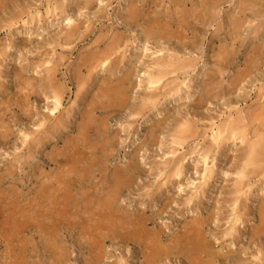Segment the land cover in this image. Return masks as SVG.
<instances>
[{"label":"rangeland","instance_id":"rangeland-1","mask_svg":"<svg viewBox=\"0 0 264 264\" xmlns=\"http://www.w3.org/2000/svg\"><path fill=\"white\" fill-rule=\"evenodd\" d=\"M194 1L0 0V264H192L169 247L191 225L215 264H264V0L147 39L156 16L194 22Z\"/></svg>","mask_w":264,"mask_h":264},{"label":"bare ground","instance_id":"bare-ground-1","mask_svg":"<svg viewBox=\"0 0 264 264\" xmlns=\"http://www.w3.org/2000/svg\"><path fill=\"white\" fill-rule=\"evenodd\" d=\"M194 1V0H193ZM195 2V1H194ZM223 0H206L204 3L201 4V10H199V14H195L190 16V18L194 21V22H191L190 20H187V18H189L188 16H180L179 19L176 15H172L170 14L169 18L167 19L166 17H162V16H156L155 18H152L150 20H148L147 22H144V29H143V33L145 34V36L147 37V39H155V40H161L163 38H166L167 40H176L178 43L182 41V35H181V30H184L185 28H189L191 26H198V25H201V24H204L205 21L207 20V17L210 16V10L213 6H215L216 4H222ZM200 3V2H199ZM245 4V3H244ZM187 5V4H186ZM199 5V4H198ZM248 5V3H247ZM137 6V5H136ZM177 7V11L179 10V6L176 5ZM251 6V5H249ZM134 7V6H132ZM239 7V6H238ZM141 8V7H139ZM131 9V8H130ZM251 9V8H250ZM156 10V9H155ZM190 10V9H189ZM154 11V10H153ZM186 11V10H185ZM195 11H198V9H195ZM241 11V10H240ZM150 13V12H149ZM172 13V12H171ZM160 15V14H159ZM129 18L130 19H133L134 21H136L137 23V19H138V15H137V12H134V11H130L129 14H128ZM128 23V22H127ZM136 25V24H135ZM140 26V25H139ZM221 26V25H220ZM233 28L236 29V27L234 26ZM241 28V27H240ZM221 29V28H220ZM68 30V29H67ZM239 30V29H238ZM234 32V31H233ZM68 33V32H67ZM69 33L71 34V32L69 31ZM77 33V32H76ZM70 36V35H69ZM234 37V36H233ZM72 39V35H71V38L67 40H71ZM195 43V42H194ZM226 47V46H225ZM114 48V46H113ZM191 48V47H190ZM111 49V48H110ZM193 49V48H191ZM196 49V48H195ZM105 50V49H104ZM107 51H109V49H106ZM115 51V50H114ZM119 51V50H118ZM111 52V51H110ZM113 52V51H112ZM108 53V52H107ZM112 54V53H111ZM93 55V54H92ZM98 55V54H96ZM106 53L104 55H102L103 57H106L105 56ZM114 55V54H113ZM116 55V53H115ZM228 55V54H227ZM90 56V55H89ZM94 56V55H93ZM109 56V55H108ZM111 56V55H110ZM112 57V56H111ZM111 57H107V58H111ZM89 59V57H88ZM94 59V58H93ZM101 59V58H100ZM92 60V59H91ZM98 60V59H97ZM161 60V59H160ZM88 61V60H87ZM105 61V60H104ZM104 61L101 62V65L104 63ZM99 63V62H98ZM191 63V62H190ZM87 64V63H86ZM93 64V63H92ZM157 64V63H156ZM161 64V63H160ZM182 64V63H180ZM188 64V63H187ZM220 64V63H219ZM111 65V64H110ZM162 65V64H161ZM168 65V64H167ZM175 65V64H174ZM85 66V65H84ZM171 66V65H170ZM88 67V66H87ZM85 68L86 70L88 68ZM91 67V66H90ZM169 67V65L167 66ZM166 67V68H167ZM220 67V66H219ZM51 68V67H50ZM56 68V66H55ZM83 68V69H84ZM160 68V67H159ZM93 69V67H92ZM161 69V68H160ZM165 69V68H164ZM218 69V68H217ZM253 69V68H252ZM47 70V69H46ZM51 70V69H49ZM53 70V69H52ZM91 70V69H89ZM163 70V69H162ZM58 72V70H56ZM84 71V70H83ZM53 72V71H52ZM88 72V71H86ZM91 72V71H89ZM174 72V71H173ZM47 73V72H46ZM81 74V72H79ZM79 73H76L77 75ZM170 73V72H169ZM54 74V73H53ZM88 74V73H87ZM161 74V72L159 73ZM171 74V73H170ZM221 74V73H220ZM46 76V75H45ZM57 76V75H56ZM91 77V76H89ZM47 78V77H46ZM55 76L53 77L52 80L56 81V78ZM51 80V78H49ZM128 77H125L122 81H121V85H125V82L127 81ZM240 79V78H239ZM162 80V76L160 75H153V74H150V79H149V85L150 87L152 86H156L158 85ZM29 81V80H28ZM32 82V81H31ZM59 82V81H58ZM238 82V81H237ZM53 83V82H52ZM109 83V82H108ZM232 83V82H231ZM58 84H61V83H58ZM82 84V83H81ZM112 84V82H111ZM54 85V84H53ZM57 85V83H56ZM85 85V84H84ZM113 85V84H112ZM117 85V84H116ZM28 86V85H27ZM61 86V85H60ZM124 87L125 86H121V89L119 90L120 91V94L124 97H119L118 98V102L119 103H122V104H125L126 102V91L124 90ZM58 87H56V89H58ZM85 88V87H84ZM65 89V87L63 88ZM62 87H61V91L63 90ZM83 89V88H82ZM151 89V88H150ZM122 90V91H121ZM180 90V89H179ZM64 91V90H63ZM117 91V92H119ZM57 92H59L57 90ZM57 92H54V100H55V108H53L52 110L49 109V111H52V112H55V110H58L59 109V106H61L62 104V99H63V96L65 94L62 93L63 96H61V93H57ZM52 93V92H51ZM80 93V92H79ZM78 94V93H77ZM120 94H116V95H120ZM150 95V94H149ZM151 96V95H150ZM62 97V99H61ZM30 100V99H29ZM142 105V104H141ZM29 106V105H28ZM144 111V110H143ZM88 113V112H87ZM137 112H135L136 114ZM56 114V113H55ZM62 114V113H61ZM93 114V113H92ZM68 115H69V112H68ZM94 115V114H93ZM92 115V116H93ZM48 116V115H47ZM67 117V116H66ZM91 117V116H90ZM48 118V117H47ZM46 118V119H47ZM58 118V117H57ZM68 118V117H67ZM251 119V118H250ZM91 120V119H89ZM46 122V121H45ZM95 123V122H94ZM45 124V123H44ZM188 125V124H187ZM99 126V125H98ZM225 127V126H224ZM243 126L241 124H236L234 127H232V136L233 134H235V136H237V134L241 135V140L242 142L244 143L246 141V138L248 137V134L245 130L242 129L241 131V128ZM246 127V126H245ZM231 128V127H230ZM247 128V127H246ZM222 129V128H221ZM109 130V129H108ZM223 130V129H222ZM221 131V130H220ZM228 131V130H227ZM52 132V131H51ZM240 132V133H239ZM53 133V132H52ZM223 133L224 131H221L219 132L217 135H216V140L219 141L220 138H222L223 136ZM7 134V133H6ZM29 135L26 136V138H28ZM196 137V136H195ZM234 137V136H233ZM232 137V138H233ZM5 138V137H4ZM7 138V137H6ZM194 138V137H193ZM230 138V137H229ZM228 138V139H229ZM235 138H238L235 137ZM182 141L184 140L183 137H181ZM234 139V138H233ZM108 141V140H107ZM107 144V143H106ZM105 144V145H106ZM180 145V144H178ZM108 146V145H107ZM109 147V146H108ZM250 150H251V158H250V162H255L258 158H260L259 156L262 154L263 156V152H264V135L263 136H260L257 140H255L254 142L251 143L250 145ZM175 152V151H173ZM211 153V152H210ZM103 154V153H102ZM207 159H208V156L206 157V162H207ZM263 159V158H262ZM75 160V159H74ZM49 161V160H48ZM258 161V160H257ZM72 162V161H71ZM179 162V161H178ZM261 163V162H260ZM82 164V163H81ZM250 165V164H249ZM91 167V166H90ZM183 168V167H181ZM257 168V167H256ZM89 170V169H88ZM130 170V169H129ZM182 170V169H181ZM181 170H177L175 175L176 176H179L181 173ZM73 171V170H72ZM175 171V170H174ZM252 171V170H251ZM250 171V172H251ZM246 172V171H245ZM243 172V173H245ZM255 173V172H254ZM257 173V172H256ZM69 174V173H68ZM115 174V173H114ZM117 174V173H116ZM253 174V173H252ZM116 176V175H115ZM246 175L242 174V177H245ZM57 177V176H56ZM207 176H204V179L206 178ZM207 179V178H206ZM247 179V178H246ZM204 181H207V180H204ZM126 183V182H125ZM249 184V183H247ZM247 186V185H246ZM62 187V185H61ZM46 190V189H45ZM62 192V191H61ZM56 193V192H55ZM54 193V194H55ZM246 194V193H245ZM51 195V194H50ZM65 199V197H64ZM237 199V198H236ZM52 207V206H51ZM43 208V207H42ZM54 210V209H53ZM52 210V211H53ZM39 213V212H38ZM37 213V214H38ZM60 213V212H59ZM97 214V213H96ZM99 214V213H98ZM97 214V215H98ZM101 214V213H100ZM99 214V215H100ZM47 217V216H46ZM52 217V216H51ZM30 218V217H29ZM262 218V217H261ZM200 219V218H199ZM199 221V220H198ZM203 221V220H202ZM29 222V221H28ZM27 222V223H28ZM50 222V221H49ZM148 222V221H147ZM40 223V222H39ZM53 223V222H52ZM57 223V222H55ZM196 223V222H194ZM202 223V222H201ZM37 225V224H36ZM64 226V225H63ZM197 226V225H196ZM196 226H193L191 225V227H189L187 230H185L184 232H182L181 234L179 235H176L172 242L174 243L173 246H169V247H175L174 250L178 251L177 253H181L185 258H187L188 260H191L190 262L192 264H201L202 262H200L198 259V257H202L201 255L203 254H206L208 256V260L207 262H203L202 264H215L217 262H215V253H213V255L211 253H208V245L206 243H204L203 241V230L200 228V227H196ZM59 227V225H58ZM135 228V227H134ZM93 229V228H92ZM149 229V228H148ZM53 232V231H51ZM55 232V231H54ZM148 232V231H147ZM56 233V232H55ZM54 233V234H55ZM47 234V232H46ZM45 235V234H44ZM57 235V234H56ZM132 235L131 234H128V236H125L123 237V243H127L129 241H131L133 239V237H131ZM138 238V237H137ZM161 237H157L156 239H154L155 242H158L159 239ZM58 239V237H57ZM135 239V238H134ZM54 240V239H53ZM138 240L140 241V239L138 238ZM95 241V240H94ZM134 241V240H132ZM148 241V240H147ZM161 241V240H160ZM54 242V241H53ZM96 242V241H95ZM144 242V245L145 243H147L146 241H143ZM151 242V241H150ZM153 242V240H152ZM50 243V242H49ZM139 243V242H138ZM51 244V243H50ZM135 244V242H134ZM153 246V245H152ZM148 247V245L146 246V248ZM150 248V247H149ZM153 248V247H152ZM93 249V248H92ZM152 250V249H151ZM211 250V249H210ZM144 252V251H143ZM154 253H151L150 255H147L148 257L147 260L151 263L153 262V257H158V259L156 260H159L163 258L164 255H166V252L165 250H163V247L161 246V249H157V248H154L153 250ZM141 253V252H140ZM165 253V254H163ZM159 254V255H157ZM141 255V254H140ZM210 256V257H209ZM61 257V256H59ZM58 257V258H59ZM150 258V260H149ZM213 258V259H212ZM13 259V258H12ZM18 261V260H17ZM53 261V260H52ZM164 262V261H163ZM142 263V262H141ZM162 263V262H160ZM54 264V263H53Z\"/></svg>","mask_w":264,"mask_h":264}]
</instances>
